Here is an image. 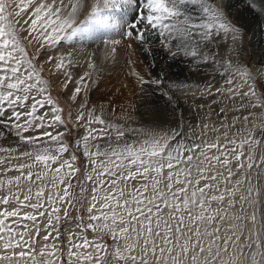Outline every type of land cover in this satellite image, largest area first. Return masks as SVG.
Instances as JSON below:
<instances>
[{
  "label": "bare ground",
  "instance_id": "6f19581e",
  "mask_svg": "<svg viewBox=\"0 0 264 264\" xmlns=\"http://www.w3.org/2000/svg\"><path fill=\"white\" fill-rule=\"evenodd\" d=\"M213 1L219 5L224 2ZM13 2L18 4V0ZM113 2L128 11L131 7L128 0ZM113 2L35 0L29 10L21 18H17L26 37L28 30L38 33L33 26V21L39 23L34 19L37 18V12L45 13L43 17L40 16L46 20L54 14V18H60L58 23L69 27L70 22L65 18H80L94 4L103 6V9L90 13V17L87 16L89 19L75 28L79 32L74 37L72 32L65 36V30L60 33L45 30L44 33V29L38 28L37 34L40 40H44L47 35V41L54 43L42 49L39 60L45 63L57 89L70 104L73 115L80 117V132L74 144L80 143L82 147L87 165L86 175L90 181L85 217L96 228L106 230L114 246L116 237L128 245L132 242V236H129V230L132 229L128 227L122 211L131 216L135 214L143 247L149 248L154 244L157 250L162 249L157 259L154 257V264H231L232 260L229 261L228 258L243 248L237 241V246H234L235 233L238 232L248 234L254 244L247 251L239 252L237 264H257L256 257L261 250L253 209L255 197L250 196L253 198L250 199L251 202L243 197L253 191L255 164H259L261 182L264 183V144L259 147L257 157L254 144L244 153L238 140L256 137L258 133H254L253 128L248 126L227 132L221 121L224 116L235 117L239 113L238 99L241 94L236 88V84H239H223L229 80L234 83L235 80L227 74L223 77L220 71L213 72L214 69L210 70L202 64V67L192 70L179 69L175 78L168 79L170 82L177 81V84L181 82L183 85L205 82V85L196 89L169 91L177 99L182 113L191 111L184 116L192 120L200 119L201 123L190 125L192 120L187 119L190 122L183 125L174 112L170 115L166 111L161 112L160 108L157 111L155 102L160 95L155 83L159 80L158 62L155 60L154 67L151 64L143 66L146 69L151 67L148 72L150 78L143 82V77L149 76L139 66L141 62L138 52L141 51L134 48L131 36L125 31L130 25L124 14L106 8L108 3ZM226 2L235 18L237 16L240 19V7L245 0ZM39 26L41 28V24ZM232 26L227 19L213 26L205 34V38L209 39L207 45L233 47L230 54L235 57L238 50L243 49L244 41L242 31L234 30L233 33L240 42V47L234 48L231 41L233 33L227 35L223 31ZM63 28L66 29L67 26ZM106 32L108 35H104ZM123 32L127 34L123 35ZM26 40L31 43L32 38ZM37 43L34 47L41 45L39 40ZM241 54L245 55L244 52ZM160 61L164 65H174L169 59ZM254 61L256 58L251 62L264 80V66H258ZM129 62H135L131 69L124 67ZM148 80L149 83L153 82L151 86L146 83ZM226 99L230 100L229 104L224 103ZM184 100L189 103L186 105ZM214 101L216 102L210 103ZM97 118L102 123L100 120L98 123ZM108 123L111 127L106 129L105 124ZM147 123L149 125H143ZM0 128V137L6 130L15 133L13 138L3 137L0 140V264H59L60 244L56 220L52 222L46 219L48 210L45 208L54 203L57 206L61 202L65 203L71 176L78 167L74 153L62 149V130L58 135L60 143L55 144L50 133L44 132L45 126H38L33 130L25 127L22 134L17 127L0 124ZM86 134L92 136L94 142L85 141ZM241 182H244V188L240 186ZM224 197L227 202L234 200L235 205L241 199L245 200L243 212L239 213L236 207H228L230 204L227 203L220 206L216 201L223 200ZM160 203L167 215L171 214L175 219L182 217L186 224L180 234L183 238L179 244L191 239V243L195 242L199 248V251H190L179 245V249L176 247V263L173 262L174 257L170 255V251L166 252L165 249L170 243L167 242V219L161 214L163 211L160 210ZM213 213L218 214L220 222L218 233L222 239L220 245H217L222 251L220 253L219 247H215L218 235ZM24 218H39L42 222L38 226L30 223L17 226L18 221ZM151 220L155 225L153 230L161 237L160 242L156 238L158 235L153 236L155 234L149 232L152 230L148 228ZM131 221H135L133 217ZM70 225L65 224L63 227L68 262L102 264V243L90 238L91 249L88 248L81 231ZM179 231L174 230L175 238L180 237L177 234ZM226 236L231 239H226ZM114 248L119 249L116 246ZM92 255L98 260H93Z\"/></svg>",
  "mask_w": 264,
  "mask_h": 264
},
{
  "label": "rangeland",
  "instance_id": "374dc122",
  "mask_svg": "<svg viewBox=\"0 0 264 264\" xmlns=\"http://www.w3.org/2000/svg\"><path fill=\"white\" fill-rule=\"evenodd\" d=\"M34 1L35 0H18V4H14L13 0H0V124L6 127H17L20 134L25 131V127L27 129L30 128L29 130H33L38 126H45L46 129L44 132L48 131V134L50 133L55 144L60 143L61 138L58 135H60V131L62 130L64 132L62 149L74 153L73 157H75L78 167L71 176L65 203L61 202L58 206L54 203L52 206L45 208V210H48V218L46 219H50L52 222L56 220V230L60 244V255L58 258L60 262L59 264H70L66 259V249L63 239V227L65 224H71V227H76V229L81 231L88 248L91 249L90 238L97 239L102 243V264H154V257L157 259V255L162 249L160 248L157 250V247L153 246L154 244L149 248L143 247L139 239L141 233L139 232L135 214L131 216L130 214L125 213V211H122V214L126 217L128 227H131L132 229L131 231L129 230V236H132V242L128 245L127 243L121 242L119 237H116V244L114 246L119 248L118 250H115L112 244V238L108 232L96 228L95 225L90 223L91 221L85 217L87 193L89 191L90 181L89 177L86 175L87 165L82 147L80 146V143H77V145L74 144V140L80 132V117L73 115L70 104L65 99L62 92L57 89L52 80L51 74L44 65L45 63L43 64L41 60H39L42 49L54 43L52 41H47L49 39L47 35L44 40H40L37 35L39 34L38 28L41 30L44 29L42 31L44 33L45 30L54 31L56 33L65 30V36L72 32L71 34H73L72 36L74 37L76 32H79L75 28L82 25L86 19H89L87 16L90 17V13L103 9V6L100 7L94 4L91 7H88L84 11L85 15L80 18H65L70 22L69 27L64 23H58L60 18H54V14L51 15V18H47L48 20H46V18H42L45 14L44 12V14H38L37 12V18L34 19L38 20L39 23L33 21V26L37 29L38 33H36V31L28 30L25 37L22 32L23 27L17 18H21V16L27 12L26 10H29ZM128 1L131 3L129 11L119 8V5L117 6L118 3L113 2V0V4L108 3L106 8L118 12L119 14H124L123 16H125V19L129 21L130 27L127 30L125 29L128 34L123 32V35L127 34L131 36L130 39L132 40L131 42L134 48L141 51L138 52V54H140L138 57L141 58H138L141 62L139 66L143 69L144 74L147 73L149 76L143 77V82L151 76L150 73H148L151 67L149 66L150 68L148 67L146 69L143 66L147 67L151 64V66L153 65L154 67L155 62H158L157 70L159 71V80H156L155 83L157 89L160 91V95L155 102L156 110L159 111L160 108L161 112L166 111L170 115H173L172 112H174L177 116V120L183 125L185 122L192 120L184 116V114L186 116L190 114L191 111L189 110V112L186 111L185 113H182L181 107L177 104V99L172 95L173 93H170L169 91H188L189 89H196L201 85L203 86V84L205 85V82L197 81L195 82L196 84L188 83L184 85L181 82L177 84V81L170 82L168 79L175 78L179 69H182L183 71L187 68L192 70V68H200L203 65V67H208L210 70L214 69L213 72L217 70L220 71L219 73L223 77L227 74L235 81L233 83V80H229L223 84L229 86L238 83L239 85L236 84V88L240 90L241 98L238 99L240 101L238 103L239 113L237 115L235 114V117H220L223 128L227 132L238 129L241 130L244 126L251 127V129L253 128L252 131L258 133V135L241 141L238 140V143L240 142V149L241 151L243 150L244 153L249 150L250 145L254 144L255 155L257 157L259 147L264 144V80L263 76L258 73L251 61L256 58L254 63L258 66H264V0H245L244 5L240 7V19L237 16L235 18V15L231 13V8L226 0H224L222 5L217 4L213 0ZM15 6H17V8ZM43 19H45V21H43ZM224 19H227L235 28H238L235 29L232 26L228 27V29H223L226 34L233 33L234 30H241L243 34V49L240 48L235 57H232L230 54L233 47L227 48L226 45V48H224L222 45H216V47L207 45L209 39L207 37L205 38V34H207L206 32H210L213 26L222 23ZM70 20H72V22ZM97 21L99 20L97 19ZM40 24L41 28L39 26ZM65 26H67L66 29L63 28ZM104 35H108V33L106 32ZM29 37L32 38L31 43L26 40ZM203 37L204 39L202 40ZM36 38L37 41L35 42L34 40ZM60 38L61 36L58 37V39ZM99 39L102 41L101 37H99ZM38 40L41 42V45L39 47H34V44L38 45ZM231 41L234 43V48L240 47V42L235 33L231 35ZM214 42L217 44L216 41ZM241 52H244L245 55H242ZM163 59H169V62L174 63V65H164L160 63V60ZM197 64L200 65L198 66ZM126 66L131 69L135 66V62H129L124 67ZM146 83L151 86L153 82L150 81L149 83L148 80ZM167 85L168 88H166ZM229 101L227 100L224 103L229 104ZM215 102L216 101L210 103ZM185 103L187 105L189 102L186 101ZM97 119L98 123H100V118ZM88 121H94V119H88ZM200 123V119H193L190 125H198ZM105 125L106 129L111 127V124L109 123ZM143 125L149 124L147 123ZM0 130H2V128H0ZM8 131L9 130L5 131V134L7 133L6 135L8 136L3 134L4 136L2 135L0 140L3 137H14V131ZM84 140L91 143L94 142L92 136H88V134L84 136ZM158 175L161 176V173H158ZM161 180L162 177L160 178L159 183H161ZM240 186L244 188V182H241ZM250 196L255 197L253 209L256 217L255 226L258 234V245L261 250L259 253L260 255L256 257L259 260H257V264L258 262L263 264L264 183L261 182L259 164H255L253 191L246 193L243 198L251 202L250 199L253 198ZM232 198L234 199L235 195H233ZM222 199L223 200L217 199L216 201L220 203V206L223 207L224 203H227L230 204L227 205L228 207L233 206L236 207L239 213L243 212L245 200L241 199L242 201L238 205H235L234 200H229L227 202L225 197ZM32 207L34 208V206ZM238 208L240 209L238 210ZM160 210L161 212L163 211L161 214L164 215L165 220L167 219L165 221V224H167L166 233L169 235L167 242L170 243L167 245L169 247H164L166 252L170 251V255H173V262L176 263L177 261L175 255L176 247L179 249V245H182L183 248L189 249L190 251H199L195 242L191 243V239L179 244L183 238L180 234L184 227H186L183 218L176 217L175 219V216H171V214L167 215L162 203H160ZM148 211L151 212V209H148ZM221 214H219V216ZM132 217L135 221H131ZM212 218L213 220L216 219L215 231L218 235L215 243L216 247L217 245H220L222 236L218 233V231L220 232V229H218V227H220L218 214L213 213ZM152 221L153 220L148 222L149 230L152 229L149 232L155 234L153 236H157L158 234H156L152 228L155 226ZM41 222L42 221L39 218H36L35 220L24 218L18 221L17 226H25L29 223L38 226ZM175 229L180 230L177 233L180 237H174ZM169 233H171V235ZM156 238L159 242L161 241L160 235ZM234 238H236L234 246H237L236 243L238 242L239 246L243 248L239 249L238 253L234 254L231 258H228L229 261L232 260L233 263L231 262V264H237L239 252L241 250L247 251V249L254 244L246 233H235ZM226 239H231V237L228 238L226 236ZM72 241L75 242L74 237H72ZM218 247L219 246L216 248ZM220 252L222 251L219 247V253ZM94 256L95 255H92L91 258L93 260H98V258ZM83 263L86 264V262ZM92 264L97 263L93 262Z\"/></svg>",
  "mask_w": 264,
  "mask_h": 264
}]
</instances>
